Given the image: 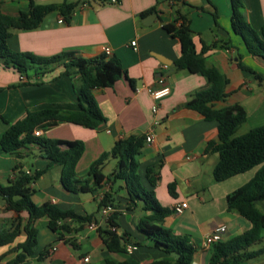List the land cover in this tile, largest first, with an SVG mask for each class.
Returning <instances> with one entry per match:
<instances>
[{"label":"crops","instance_id":"obj_1","mask_svg":"<svg viewBox=\"0 0 264 264\" xmlns=\"http://www.w3.org/2000/svg\"><path fill=\"white\" fill-rule=\"evenodd\" d=\"M31 1L37 5L80 3L67 20L54 12L46 16L35 30H10L6 45L11 53L47 58L73 52L83 58H92L103 54L107 48L110 51L108 56L116 58L127 78L133 81L131 86L122 78L110 88L92 91L105 118L96 129L57 123L47 131H41L40 137L82 142L84 151L75 166L74 179L84 181L90 164L109 151L117 140L130 135L152 134L157 146L155 149L145 144L138 158L140 182L145 189H151L145 179V171L150 168L157 177L152 190L162 207L172 209L178 203L187 204L181 214L173 213L166 218L163 227L175 235L189 238L194 248L191 263L207 264L210 252L202 248L205 235L212 233L217 226L225 225L222 237L225 241L249 228L248 222L226 210V196L246 184L257 168L223 182L214 181L213 170L218 155L205 153V149L208 142L217 141V123L206 122L198 113L185 107L196 92L207 88V84L199 75L175 69L180 55L179 42L163 30V25L184 16L189 20L197 53L203 45L215 43L216 46L204 58L208 66L216 68L227 80V97L214 103L213 107L223 109L239 105L246 113V122L242 125L245 134L264 126V87L263 82L257 81L238 64L264 77V62L249 56L239 37L232 32L231 0H211L213 8L206 0H119L117 5L90 0ZM29 2L0 0V13L15 17L29 9ZM241 2L249 25L258 31L264 25V0ZM199 7L204 10L196 9ZM213 11L218 15L217 26L211 15ZM60 19L61 23L58 22ZM58 73L56 68L44 77H35L32 72L22 76L13 68L0 64V137L8 126L22 120L28 112L52 109L68 113L78 110L73 80L68 77L51 80ZM159 77L164 78L170 94L161 100L159 123L154 126L150 112L153 101L148 90L158 87ZM47 165L36 146L8 154L0 150V184L5 185L13 179L17 166L28 174L44 171L31 186L34 190L32 202L37 206L49 203L61 210L91 216L96 229L90 230L86 225L78 233L72 231L64 235V242L58 234L47 229L45 218L39 219L33 223L37 231V248L34 255L21 264H104L105 261L147 264L163 257L146 247L135 248L131 253H110L104 247L97 229L106 228L107 223L116 224L118 234L126 233V247L140 240L136 225L143 213L138 208L126 209L124 191L120 190L122 182H108L89 193L73 194L63 189L60 168L48 169ZM114 166L115 161H106L102 173L110 176ZM169 184L175 185V197L168 192ZM105 194L111 196L114 206H98ZM256 206L264 213V202H258ZM17 217L21 218V229L26 222L25 213L6 210L0 198V232L10 230ZM69 226L75 227L70 223ZM24 238L20 232L16 244ZM263 245L264 242L258 248ZM13 247L0 248V256L4 255L0 264L15 259ZM86 257L88 261L84 263ZM241 264H264V254Z\"/></svg>","mask_w":264,"mask_h":264},{"label":"trees","instance_id":"obj_2","mask_svg":"<svg viewBox=\"0 0 264 264\" xmlns=\"http://www.w3.org/2000/svg\"><path fill=\"white\" fill-rule=\"evenodd\" d=\"M90 1L104 4L102 0ZM206 2L212 7L211 0ZM79 3L37 5L30 0L29 9L15 17L0 13V64L5 68H13L22 76L32 72L35 77H44L58 68L59 73L51 80L61 77L72 79L78 101V110L68 113L52 109L28 112L22 120L8 126L1 135L0 150L8 154L28 146L38 147L40 155L48 162V169L54 166L60 168V183L69 193L85 194L101 188L108 182H122L120 190L124 191L126 209L138 208L143 213L136 225V233L140 240L132 245L135 248L146 247L163 255L162 258L147 264H191L194 248L189 238L175 235L163 227L165 219L174 212L159 204L152 190L157 181L152 169L147 168L145 171V179L151 189H145L140 182L138 158L146 144L145 135H130L117 140L109 151L102 153L90 164L84 181L74 179L75 166L84 151L82 142L34 136L35 130L44 132L57 123L96 129L105 122V118L92 96V91L110 88L122 78L133 86V81L127 78L119 61L104 53L92 58H83L73 52H63L40 58L28 53L14 54L8 50L6 38L10 30H35L41 26L46 16L54 12L67 20ZM196 9L204 10L202 7ZM211 15L217 26L216 11L211 12ZM230 26L234 35L241 40L246 53L264 62V25L258 31L249 25L241 0H231ZM163 30L179 42L180 55L175 62V69L199 75L206 81L207 88L196 92L185 107L198 113L204 121L217 123V141L208 142L205 149V153L212 152L218 155V162L213 170L214 181L223 182L257 168L246 184L226 196V210L248 222L249 228L237 236L213 244L209 249L207 264H241L264 254V245L256 250H249L252 246L262 243L261 233L264 230V213L256 206L258 202H264V126L235 136L238 128L246 122V113L239 105L223 109L213 107L214 103L227 97L225 93L227 80L216 68L208 66L204 58L205 54L216 46L215 43L211 46L203 45L201 51L197 53L192 42L189 20L184 16H178L173 23L163 25ZM238 66L252 74L260 83L263 82L264 87V77L241 63ZM110 159L115 161V166L111 175L105 176L102 168ZM15 170L13 179L5 185L0 184V198L4 201L6 210L18 214L25 213L26 222L20 229L21 218L17 217L10 230L0 232V248L14 245L12 251L16 252L15 259L6 264H21L34 255L37 248V231L33 223L39 219L45 218L47 229L58 234L59 239L72 231L78 233L84 226L93 222L91 216L61 210L49 203L35 205L31 200L34 193L31 186L44 171L28 174L20 166ZM168 192L170 196L175 197L174 184L168 185ZM113 202L111 196L105 194L98 206H114ZM69 223L75 227L71 228ZM111 227L114 230H111ZM97 231L108 252L126 251V233L118 234L116 224L107 223L106 228L99 227ZM20 232L25 238L16 244ZM62 240L65 242L64 238ZM3 257L4 255L0 256V261ZM104 264L130 263L105 261Z\"/></svg>","mask_w":264,"mask_h":264},{"label":"built area","instance_id":"obj_3","mask_svg":"<svg viewBox=\"0 0 264 264\" xmlns=\"http://www.w3.org/2000/svg\"><path fill=\"white\" fill-rule=\"evenodd\" d=\"M102 1L106 5H117L119 3V0H102ZM58 22L61 23L62 20L60 19ZM131 45L134 46L135 43L132 42ZM104 54L109 55L110 54L109 49L107 48L104 49ZM157 84H158L157 88L148 90V93L153 101V104L151 105L150 108V112L152 115V124L154 126L158 125L159 123L158 112L160 109V102L162 99H164L170 94V88L166 85L163 77H159L157 79ZM40 135H41V131L39 130L34 131V136L39 137ZM145 143L156 149L157 146L156 140L152 134L145 135ZM186 208H187V204L185 202H181L176 204L172 208V210L175 214H181ZM87 226L90 230L96 229V226L93 223ZM111 230H114V228L111 227ZM225 230H226L225 225H219L212 231V233L205 235L202 241V248L204 250H209L213 244L221 242ZM51 250H54V248H52ZM133 250H135V247L131 245L126 247V251L128 253H131ZM83 261L84 263H86L88 261V258L87 257L84 258Z\"/></svg>","mask_w":264,"mask_h":264},{"label":"rangeland","instance_id":"obj_4","mask_svg":"<svg viewBox=\"0 0 264 264\" xmlns=\"http://www.w3.org/2000/svg\"><path fill=\"white\" fill-rule=\"evenodd\" d=\"M72 83H73V82H72ZM243 132H245V128L241 126V127L238 129V131L236 132V135H235V136H241V135H243ZM1 182H2V183H5L6 181H1ZM241 219H242V218H241ZM242 221H244V220H242ZM261 236L263 237V241H262V242H264V230L262 231ZM256 248H258V245H257V246H252L250 249H251V250H254V249H256ZM260 260H261V259H259L257 262L259 263ZM257 262H255V263H257ZM191 264H196V263L193 262V263H191Z\"/></svg>","mask_w":264,"mask_h":264},{"label":"water","instance_id":"obj_5","mask_svg":"<svg viewBox=\"0 0 264 264\" xmlns=\"http://www.w3.org/2000/svg\"><path fill=\"white\" fill-rule=\"evenodd\" d=\"M218 33H219V34H221V32H220V31H219ZM223 34H225V35H226V33H223Z\"/></svg>","mask_w":264,"mask_h":264}]
</instances>
